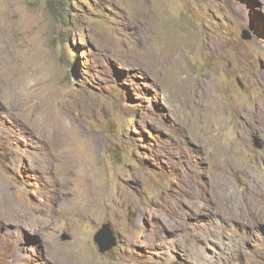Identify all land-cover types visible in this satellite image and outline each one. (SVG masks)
Instances as JSON below:
<instances>
[{"label":"rangeland","instance_id":"rangeland-1","mask_svg":"<svg viewBox=\"0 0 264 264\" xmlns=\"http://www.w3.org/2000/svg\"><path fill=\"white\" fill-rule=\"evenodd\" d=\"M63 1L0 0V264H264V0Z\"/></svg>","mask_w":264,"mask_h":264},{"label":"water","instance_id":"water-1","mask_svg":"<svg viewBox=\"0 0 264 264\" xmlns=\"http://www.w3.org/2000/svg\"><path fill=\"white\" fill-rule=\"evenodd\" d=\"M242 34H243V37L246 39L251 37L250 32L247 30H243ZM104 237L107 238V240L109 241L108 242L105 241ZM95 240L99 243L100 250L102 252H105L106 250L112 248V246L116 245L115 236L108 222L102 225V228L95 235Z\"/></svg>","mask_w":264,"mask_h":264},{"label":"bare ground","instance_id":"bare-ground-1","mask_svg":"<svg viewBox=\"0 0 264 264\" xmlns=\"http://www.w3.org/2000/svg\"><path fill=\"white\" fill-rule=\"evenodd\" d=\"M152 51V50H151ZM174 77V76H173ZM184 88V87H183ZM207 112V111H206ZM220 168H223L222 167V165H219V169ZM226 168V167H225ZM217 171V170H216ZM78 172V171H77ZM228 172V171H227ZM85 173V172H84ZM217 173H218V171H217ZM223 173V172H222ZM86 176V175H85ZM77 179H78V177H77ZM79 179H80V177H79ZM66 180H68L69 181V179H66ZM64 181V180H63ZM78 181V180H77ZM66 185V184H65ZM256 187V186H255ZM261 189V188H260ZM236 216V215H235ZM235 216H233V217H235Z\"/></svg>","mask_w":264,"mask_h":264},{"label":"trees","instance_id":"trees-1","mask_svg":"<svg viewBox=\"0 0 264 264\" xmlns=\"http://www.w3.org/2000/svg\"><path fill=\"white\" fill-rule=\"evenodd\" d=\"M62 2H64L63 0H61Z\"/></svg>","mask_w":264,"mask_h":264}]
</instances>
